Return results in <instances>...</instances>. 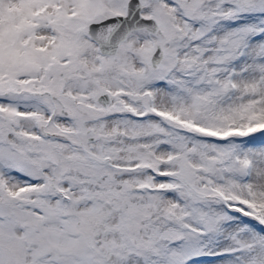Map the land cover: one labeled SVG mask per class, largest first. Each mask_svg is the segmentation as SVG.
<instances>
[{
    "label": "snow or ice",
    "instance_id": "1",
    "mask_svg": "<svg viewBox=\"0 0 264 264\" xmlns=\"http://www.w3.org/2000/svg\"><path fill=\"white\" fill-rule=\"evenodd\" d=\"M0 264H264V0H0Z\"/></svg>",
    "mask_w": 264,
    "mask_h": 264
}]
</instances>
